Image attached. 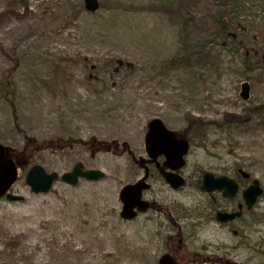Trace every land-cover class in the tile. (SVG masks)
Wrapping results in <instances>:
<instances>
[{
    "label": "rangeland",
    "instance_id": "1",
    "mask_svg": "<svg viewBox=\"0 0 264 264\" xmlns=\"http://www.w3.org/2000/svg\"><path fill=\"white\" fill-rule=\"evenodd\" d=\"M97 1L0 0V144L23 197L0 199V264H264V192L226 227L199 187L204 172L243 168L264 188V2L239 3L232 45L206 19L229 0ZM153 118L188 139L189 179L180 191L153 180L150 209L126 221L119 189L148 166ZM76 162L103 177L39 194L24 182L32 165L61 175Z\"/></svg>",
    "mask_w": 264,
    "mask_h": 264
},
{
    "label": "water",
    "instance_id": "2",
    "mask_svg": "<svg viewBox=\"0 0 264 264\" xmlns=\"http://www.w3.org/2000/svg\"><path fill=\"white\" fill-rule=\"evenodd\" d=\"M86 11L94 12L98 9L99 2L97 0H83ZM241 96L248 100L250 84L243 82ZM144 145L146 147V154L151 158H155L160 154L166 158V164H172L173 168L180 167L184 164V155L188 150V143L185 141L178 142L174 138V132L165 128L163 122L158 118H153L148 121ZM239 173L243 174L245 178L251 177L244 169H240ZM103 172L99 169H85L83 163L76 162L72 165L70 171L58 175L55 171L47 172L41 165H32L26 171L24 182L29 186L30 191L34 194L46 193L50 190L56 179H60L68 185H76L78 180L96 181L103 177ZM165 181L172 187L177 188L182 186L184 180L176 174L162 172ZM18 176L17 166L9 158L8 151L5 146L0 144V199L5 198L11 202L21 201V195H15L9 192V189L16 181ZM203 179V189L207 192L220 191L222 195L227 198H233L240 191V185L230 176L221 175L215 177L213 173L207 172ZM145 184L142 182L135 184H127L119 189L118 198L121 202V209L119 215L122 219L130 221L134 216V208H142L145 206L144 201L141 200L140 195ZM264 188L259 180L254 178L249 187L242 190L245 206L248 210H252L253 206L263 196ZM242 210V206H239ZM241 215V211L217 214L216 219L219 222H230ZM157 264H175L167 253L160 256Z\"/></svg>",
    "mask_w": 264,
    "mask_h": 264
},
{
    "label": "flooded vegetation",
    "instance_id": "3",
    "mask_svg": "<svg viewBox=\"0 0 264 264\" xmlns=\"http://www.w3.org/2000/svg\"><path fill=\"white\" fill-rule=\"evenodd\" d=\"M258 55L261 56L260 54V51L258 52ZM162 122V121H161ZM164 124V123H163ZM165 128L166 125L164 124ZM168 129V128H167ZM168 130H172V129H168ZM172 132H174L172 130ZM146 136V135H145ZM174 138L176 141L178 142H183L185 141L186 143H188V150L187 152L185 153L184 155V164L180 167H175L173 168L172 164H169V166L166 164V158L164 155L160 154L159 156L155 157V158H151L150 156H147L146 154V147L144 145V141H145V137H144V141H143V151H144V155L147 157V160H146V163L148 164V166L146 165H143L141 167H143V173L142 175L139 177V180L137 182H134V183H129V184H135V183H139V182H142L145 184V188L142 189L141 191V195H140V198L142 201H144L145 203V206L140 208V209H143L145 211L149 210L150 209V201L146 200L144 198L145 194L147 192H149L151 189H150V186L152 184V181L153 180H158L160 182H162L167 188H169L171 191H180V190H183L185 185H187V179H189L188 175L186 177V174H185V167H186V157L188 155V152H189V149H190V143L188 141V139L185 138V136L182 134H180L179 136L176 134V132H174ZM84 166V165H83ZM240 169H243V168H240ZM237 170V174L238 176L235 177L233 175H226V176H230L232 177L237 183L238 185H240V191L239 193L234 196L233 198H227V197H224L222 195V192H218V191H213V192H206L202 185H203V179H204V174L207 173V172H210V171H207V172H204L202 175H201V178H200V182H199V187H201V189L210 197L212 198V201L216 204H218V206H215L213 209H214V219H216V216L217 214L220 212H225V213H231V212H238V211H241V215L239 217H236L234 218L233 220H231L230 222H227V223H224V222H219L217 220V222L219 224H221L222 226H226V227H230L232 223H234L235 221H241L242 220V217L243 215L247 212V211H251V210H248L247 207L245 206V202H244V199H243V196L241 195V192L242 190H244L245 188L249 187L250 184L252 183V175L251 177L249 178H245L243 176V174L239 173V170ZM162 172H165V173H170V174H176L178 177H182L183 180H184V183L182 186H179L177 188H172L166 181H165V178H163V175H162ZM212 173V172H211ZM215 175V174H213ZM221 175H225V174H218V175H215V177H218V176H221ZM240 178L246 180V182H248V186L247 187H244L240 181ZM220 200L219 203H217V200ZM239 199V200H238ZM242 206V210H240L239 206ZM255 206V205H254ZM253 206V208H254ZM138 208H134V216L133 218H131L130 220L134 219L135 216H136V211L140 210ZM159 211L162 210V209H158ZM120 214V213H119ZM124 220V219H123ZM127 221V220H126ZM168 254V253H167ZM163 255V254H162ZM169 255V254H168ZM171 257V255H170ZM171 259L174 261V259L171 257ZM174 263L176 264V262L174 261Z\"/></svg>",
    "mask_w": 264,
    "mask_h": 264
},
{
    "label": "trees",
    "instance_id": "4",
    "mask_svg": "<svg viewBox=\"0 0 264 264\" xmlns=\"http://www.w3.org/2000/svg\"><path fill=\"white\" fill-rule=\"evenodd\" d=\"M259 1L264 2V0ZM239 3L241 7V12H244V10L249 9L247 6H245L244 0H229L227 4H222L224 9L221 12L215 15H211L209 13V15L206 16L207 31H209L210 35L220 36V38L226 42L228 39H230L231 41H233L232 45H234L237 36L236 34H233L232 31L238 29L245 33V26H243L244 24L241 23L243 21V14L241 13L240 15L238 12ZM262 7L264 8V5H262ZM257 59L260 64H264V59H262L260 55L257 56ZM232 119H239L238 121H245L246 117L237 115V117L233 116ZM200 122L201 120L199 119H191L189 120V125L191 128L193 127V125H196L197 128V126L200 125Z\"/></svg>",
    "mask_w": 264,
    "mask_h": 264
}]
</instances>
